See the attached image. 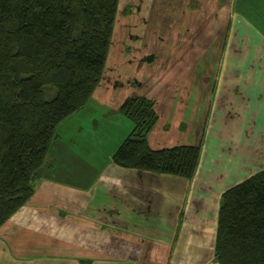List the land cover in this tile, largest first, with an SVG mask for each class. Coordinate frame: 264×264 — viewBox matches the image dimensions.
I'll return each mask as SVG.
<instances>
[{
	"label": "crops",
	"instance_id": "0c3cea01",
	"mask_svg": "<svg viewBox=\"0 0 264 264\" xmlns=\"http://www.w3.org/2000/svg\"><path fill=\"white\" fill-rule=\"evenodd\" d=\"M162 2L166 6L171 4L173 13L164 14L161 25L158 20L153 24L147 16L149 35L167 33L166 41L170 43L172 39L188 40L197 30L205 31L206 42L201 48L205 49L206 57H215L218 63L216 73L212 74L214 82L205 97L206 102L212 100L208 118L199 119L196 104L202 101L199 96L209 78L202 73V78L197 77L194 65L189 85L166 88L165 95L154 99L158 113L159 103L168 112L163 117L159 113V120L148 136L150 145L156 149L167 147L166 135L183 125L187 137L193 133L194 138L180 144H201L202 147L194 178L127 169L112 161L113 153L133 129L132 121L120 111V106L129 96L148 97L149 94L142 89V83L130 80L126 84L116 72L109 77L105 68L87 105L57 126V137L49 147L35 193L17 211V222L0 228V264H219L215 260V241L223 190L213 189L212 179L208 177L211 174L204 158L205 130L206 127L207 132L211 130L208 122L213 112H220L224 127L232 128V133L237 131L235 121L242 119L249 103L245 91L249 85L242 75L241 65L248 60L252 65L250 78L254 81L256 62L264 55V0H190L187 11L175 14L176 8L182 9V0L175 4L174 0ZM128 23L127 20L126 25ZM187 24L190 32H187ZM130 27L127 26V31ZM115 31L116 26L112 42ZM127 36L130 37V32ZM148 49L150 54H159ZM187 52L198 56L197 51ZM151 97L156 98V95ZM262 101L264 91L253 104L259 106L258 112L263 111ZM87 109L98 113L89 125L87 116L82 114ZM186 113L191 114L189 118ZM120 121L125 122L124 128L118 127ZM195 121L199 122L196 127ZM160 122L163 132L158 129ZM93 127L102 128L100 130L113 139L108 148L107 143L94 147V151L90 146L87 155L79 137L88 129L86 134L90 136L88 132ZM238 131L241 132L240 127ZM92 137L97 139L93 134ZM98 155L106 158V162ZM94 161L103 164L102 169L107 168L97 171L96 175L82 170V162ZM53 171L71 174L75 181L53 176ZM217 176L221 181V175ZM96 195L99 199L93 201ZM74 217L81 220L75 232L88 234V240L83 238L76 245L77 252L85 253L83 256L62 253L71 246V242L64 240V234L71 231L69 226ZM7 225L14 226L3 230ZM86 226L90 227L88 231ZM103 233L106 241H103ZM102 249L108 255H103Z\"/></svg>",
	"mask_w": 264,
	"mask_h": 264
},
{
	"label": "trees",
	"instance_id": "16d2710c",
	"mask_svg": "<svg viewBox=\"0 0 264 264\" xmlns=\"http://www.w3.org/2000/svg\"><path fill=\"white\" fill-rule=\"evenodd\" d=\"M120 0H0V227L34 195L56 128L84 108L107 65ZM112 156L127 169L193 179L201 144L153 148L156 101L129 96ZM215 260L264 264V168L220 200Z\"/></svg>",
	"mask_w": 264,
	"mask_h": 264
},
{
	"label": "rangeland",
	"instance_id": "374dc122",
	"mask_svg": "<svg viewBox=\"0 0 264 264\" xmlns=\"http://www.w3.org/2000/svg\"><path fill=\"white\" fill-rule=\"evenodd\" d=\"M120 1L115 22L116 31L106 67V69H108V76L109 74L113 75L116 72L126 84L127 81L130 80H134L136 83L138 81L143 84L142 89L148 91V97L156 95V98H151L157 99L158 97L165 95L166 88L175 89L181 85H189L190 79L194 76V73L191 72V67L194 65V71L198 74L197 77L202 78L200 75V73H202L209 78L207 87L203 89V93L201 92V95L199 96V100L202 101L196 104V115L199 119L202 120L205 117L208 118L212 100H209V102L207 100L206 102L205 97L206 94L209 95L210 87L214 82L212 74L216 73L218 63L217 58L214 60L215 57H206L207 54L205 49L203 50L201 48L204 47L206 42L205 31L201 32L200 30H197L198 33L195 32L193 35H189L188 40L177 42V40L172 39L171 41L173 42L167 43V33H165V36H160L159 33L149 35V27L146 26V20L148 16L149 18L151 17L150 21L153 22V24H156V21L158 20L161 25V18L164 17V14L167 15L173 13L172 6H170L171 4L166 6L162 0ZM177 1L180 0H174V4ZM182 1L184 2L182 9L177 10L176 8L174 14L189 9L187 2L190 0ZM193 4L194 3L192 2L191 5L193 6ZM130 7H132L131 11ZM127 20L129 23L126 25ZM187 22H190V19H188ZM133 24L140 25L134 26ZM128 25L131 26V29L127 31ZM152 26L151 23L150 28ZM186 28L187 32H190L189 24L186 25ZM129 32L130 37L128 38L127 34ZM145 34H147V38H145ZM169 44H172V46ZM148 48L158 51L159 54L157 52L152 54L148 53V51H150ZM175 51L177 52L176 55H174ZM187 51H197L199 57L194 56ZM153 54H157L159 57L151 56ZM139 55L145 57L142 58ZM247 61L241 65V72L245 78V82L249 85L245 90L246 98L249 103L243 111L242 119L240 121H235V124H237L236 133H232V128L227 130L224 127V120L222 121L220 112L215 114L213 112L208 122L209 130H211L207 132V127L205 130V138L203 142L205 146L204 158L211 174V176L208 177L212 179L213 189L223 190V192L264 168V108H262V112H258L257 109L259 106H253V104H256L258 101V98H260L262 91H264V55H262L256 62V70L252 74L255 77L254 81L250 78L251 71L249 68H251L250 66L252 65H250V63L248 64ZM140 62L142 64H139ZM259 89L261 91L258 93V96H256L255 93L258 92ZM215 90L216 87L214 88L213 93L210 94V99L211 96H214L213 94H215ZM192 95L195 96L194 93H192ZM255 97L258 98L255 99ZM191 100L192 103H194V99ZM263 105L264 101L261 102V107ZM188 106L190 107V105ZM191 107L193 108V104ZM158 110L162 117L168 112L165 108L161 107L160 103L158 105ZM82 114L86 115L88 118L87 125L92 123V119H96L98 116L97 111L94 113L92 109H87ZM190 115V113H186V118H189ZM198 124L199 122L195 121V127L198 126ZM228 125L230 127V124ZM210 126L212 128H210ZM118 127L124 128L125 122L120 121ZM161 127L162 122H160L158 129L161 130ZM238 127H240L241 132L238 131ZM100 129L97 130L93 127V129L88 132L90 136L86 134V132L90 130L88 129L85 133L83 132V137H79V141L80 139L82 140L83 148H85V154L88 155V148L90 146L92 147V151H94L96 149L94 147L107 143L108 148L110 143H112V136L105 134V132ZM184 130H186V128L183 125H181V129L178 128L176 130H171L170 133L166 135L167 138L165 137L167 139L165 145L169 147L184 143L183 141H193L194 134L192 133L191 137H189V135L187 137L185 134L187 131ZM92 134L93 136L95 135L97 139L93 138ZM154 137L156 138V134ZM100 151L101 150L98 148L99 153ZM98 156L106 162V158L100 155ZM102 166L103 164L99 163V161H94L91 164H85L82 162L81 164L83 171L87 173L91 172L93 175H96L97 171H104L107 168L106 166L102 169ZM109 171H112V169H109ZM51 175L57 176L61 179L65 178L67 181H75V178L71 174L61 175L56 171H53ZM217 175H221V181L216 179L218 178ZM207 187H209V184ZM97 199H99V195H96L93 201H98ZM105 202L106 200L104 203ZM73 221L74 222L69 226L71 231L64 234V240L71 242V246L66 248L62 253L83 256L85 253L83 251L77 252L76 245H78L77 243L81 242L83 238L88 240V234L75 232L78 229L77 225L81 220L74 217ZM14 222H17V212H15L3 225L12 224ZM13 226L14 225H7L3 230L8 231L12 229ZM86 228L88 231L90 227L86 226ZM66 237L68 238L66 239ZM103 241H106V234L104 233ZM102 250L103 255H108L105 249Z\"/></svg>",
	"mask_w": 264,
	"mask_h": 264
}]
</instances>
